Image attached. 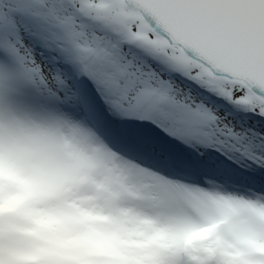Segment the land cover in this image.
<instances>
[{"label":"snow or ice","instance_id":"1","mask_svg":"<svg viewBox=\"0 0 264 264\" xmlns=\"http://www.w3.org/2000/svg\"><path fill=\"white\" fill-rule=\"evenodd\" d=\"M0 264H264V0H0Z\"/></svg>","mask_w":264,"mask_h":264}]
</instances>
